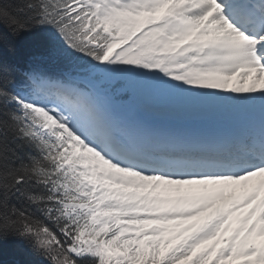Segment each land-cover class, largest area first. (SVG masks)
Listing matches in <instances>:
<instances>
[{
    "label": "snow or ice",
    "instance_id": "1",
    "mask_svg": "<svg viewBox=\"0 0 264 264\" xmlns=\"http://www.w3.org/2000/svg\"><path fill=\"white\" fill-rule=\"evenodd\" d=\"M0 28L46 38L0 51V234L49 264H264V0H6ZM131 77L237 129L121 121Z\"/></svg>",
    "mask_w": 264,
    "mask_h": 264
},
{
    "label": "trees",
    "instance_id": "2",
    "mask_svg": "<svg viewBox=\"0 0 264 264\" xmlns=\"http://www.w3.org/2000/svg\"><path fill=\"white\" fill-rule=\"evenodd\" d=\"M4 2L6 0H0V3ZM0 30L6 32L2 28ZM41 30L45 32L43 29H37L31 33H21L19 37L15 38V41H12L16 48L15 53L8 52L7 48L0 50L3 58L9 64H18L21 63L19 57L39 54L46 39ZM37 251L33 242L24 236L11 233L0 234V264H4L5 261L7 264H49V260L39 251L40 254L36 256Z\"/></svg>",
    "mask_w": 264,
    "mask_h": 264
},
{
    "label": "rangeland",
    "instance_id": "3",
    "mask_svg": "<svg viewBox=\"0 0 264 264\" xmlns=\"http://www.w3.org/2000/svg\"><path fill=\"white\" fill-rule=\"evenodd\" d=\"M140 81H144V78H140ZM150 88V86H149ZM154 93L150 95L147 99L148 103L154 107L155 109H176L178 107H192L193 109H209L214 106H219L218 104L211 103H193L192 101L186 99L183 96L162 93L157 90L155 87L153 88ZM151 93V91H149ZM225 103V101H223ZM216 103V102H215ZM222 105V104H221ZM147 126V125H146Z\"/></svg>",
    "mask_w": 264,
    "mask_h": 264
},
{
    "label": "bare ground",
    "instance_id": "4",
    "mask_svg": "<svg viewBox=\"0 0 264 264\" xmlns=\"http://www.w3.org/2000/svg\"><path fill=\"white\" fill-rule=\"evenodd\" d=\"M214 104H218V105H221V104H223V101H216V103L215 102H213ZM230 103V102H229ZM219 107V106H218Z\"/></svg>",
    "mask_w": 264,
    "mask_h": 264
}]
</instances>
